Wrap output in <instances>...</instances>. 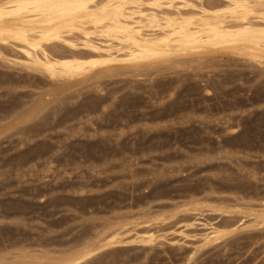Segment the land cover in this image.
<instances>
[{
	"label": "rangeland",
	"instance_id": "374dc122",
	"mask_svg": "<svg viewBox=\"0 0 264 264\" xmlns=\"http://www.w3.org/2000/svg\"><path fill=\"white\" fill-rule=\"evenodd\" d=\"M246 50L121 57L60 85L0 60V263L264 264L248 217L264 212V54Z\"/></svg>",
	"mask_w": 264,
	"mask_h": 264
},
{
	"label": "bare ground",
	"instance_id": "6f19581e",
	"mask_svg": "<svg viewBox=\"0 0 264 264\" xmlns=\"http://www.w3.org/2000/svg\"><path fill=\"white\" fill-rule=\"evenodd\" d=\"M209 1H1L0 48H17L25 63L4 58L2 51L0 60L13 66L21 65L28 72L45 76L53 84L60 85L87 75L96 68L109 66L121 57H126L131 63H149L195 45L204 48L241 42L245 44L246 51L264 54V0H219L220 4L212 6ZM207 4H210L209 8ZM183 9L186 11L182 12ZM59 45L68 51L55 50ZM50 95L45 93L40 102L34 103L26 117L29 119L41 111L49 102L46 97ZM188 206L194 213H229L223 207L203 205L197 201ZM252 212L247 213L252 223L255 226L264 225V212ZM221 235L222 231L214 227L203 241L218 240ZM119 236L112 235L106 246L121 243ZM93 253L96 254L92 251L83 257L55 264H80ZM22 258L28 259L25 256ZM29 259L34 263L37 261Z\"/></svg>",
	"mask_w": 264,
	"mask_h": 264
}]
</instances>
